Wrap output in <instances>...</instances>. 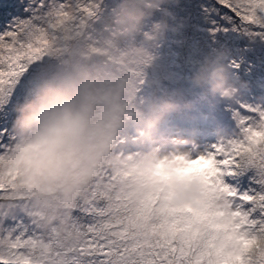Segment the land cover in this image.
<instances>
[{
  "label": "clouds",
  "instance_id": "obj_1",
  "mask_svg": "<svg viewBox=\"0 0 264 264\" xmlns=\"http://www.w3.org/2000/svg\"><path fill=\"white\" fill-rule=\"evenodd\" d=\"M178 0H112L100 26L90 23L82 36L57 55L37 64L13 105L10 151L0 156V178L11 190L0 200V214L21 213L65 251L83 233L74 210L102 166L121 178L132 201L130 216L141 230L186 218L223 219L231 202L195 170L178 144L154 141L161 122L187 107L182 92L160 93L157 51L175 31L171 6ZM188 84L218 101L238 103L239 81L223 53L196 61ZM150 89L145 94L142 89Z\"/></svg>",
  "mask_w": 264,
  "mask_h": 264
},
{
  "label": "snow or ice",
  "instance_id": "obj_2",
  "mask_svg": "<svg viewBox=\"0 0 264 264\" xmlns=\"http://www.w3.org/2000/svg\"><path fill=\"white\" fill-rule=\"evenodd\" d=\"M219 4L232 30L259 29L256 34L264 36V0ZM14 7L0 0V18ZM20 7L27 15L0 31V156L12 147L13 105L32 69L82 36L99 11L98 0H40L35 6L30 0ZM233 116L236 134L191 161L231 202L225 218L191 217L179 227L141 230L132 222V201L120 176L102 166L74 210V226L83 233L76 247L65 251L24 213L13 218L0 214V264H264V105L240 104ZM250 168L255 187L239 191L226 180ZM10 180L0 178V200L8 196Z\"/></svg>",
  "mask_w": 264,
  "mask_h": 264
},
{
  "label": "rangeland",
  "instance_id": "obj_3",
  "mask_svg": "<svg viewBox=\"0 0 264 264\" xmlns=\"http://www.w3.org/2000/svg\"><path fill=\"white\" fill-rule=\"evenodd\" d=\"M3 2L15 7L5 18H0V31L27 15L20 6L29 5L30 0ZM44 2L47 4L48 0ZM31 3L35 6L40 0H31ZM98 3V12L101 13L96 16L97 19L90 21L97 27L107 15L112 0H98ZM221 8L219 0H178L173 4L171 11L175 20L171 23L177 28L168 33V38L157 51L156 65L163 63V72L155 69V72L148 73L149 77L159 80L156 86L158 92L180 91L188 104L161 122L154 136L155 143H167L170 147L182 141L178 147L192 157L205 152L221 138L227 139L236 134L238 129L233 111L239 109L240 104L264 105V36L256 34L259 29L232 30L227 13ZM215 51L223 53L224 62L233 76L246 83V87L240 90L239 103L218 101L188 84L194 63ZM187 60L189 65L184 63ZM148 91L150 89H142L141 94ZM209 98L211 101H208ZM186 123L191 127H187ZM189 132L192 139L188 137ZM253 176L254 169L250 168L242 175L226 177V180L239 191H244L255 187Z\"/></svg>",
  "mask_w": 264,
  "mask_h": 264
},
{
  "label": "trees",
  "instance_id": "obj_4",
  "mask_svg": "<svg viewBox=\"0 0 264 264\" xmlns=\"http://www.w3.org/2000/svg\"><path fill=\"white\" fill-rule=\"evenodd\" d=\"M100 13H101V12H98L97 15L100 14ZM102 13H103V12H102ZM97 17H98V16H97ZM97 17H96V19H97ZM185 42H186V41H185ZM247 42H249V40H248ZM230 44H232V42H230ZM230 44H229V45H230ZM182 47H183V46H182ZM163 56H164V55H163ZM184 63H185V65H189L188 60L185 61ZM162 65L164 66L163 63H157V65H156V70L158 69L159 71H162V72H163V68H162L163 66H162ZM208 101H211V98H209Z\"/></svg>",
  "mask_w": 264,
  "mask_h": 264
}]
</instances>
